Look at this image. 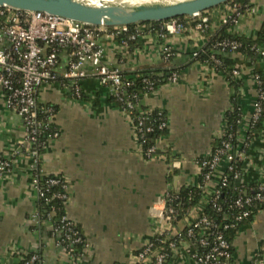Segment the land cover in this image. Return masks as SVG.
Segmentation results:
<instances>
[{
    "label": "crops",
    "instance_id": "0c3cea01",
    "mask_svg": "<svg viewBox=\"0 0 264 264\" xmlns=\"http://www.w3.org/2000/svg\"><path fill=\"white\" fill-rule=\"evenodd\" d=\"M237 9L241 16L228 25V32L256 37L264 25V0L228 2L208 10L213 19L210 36L185 20L182 31L165 37L159 30L163 22L137 24L141 35L133 44L124 45L112 30L99 37L103 64L125 74L165 66L179 69L177 82L160 85L142 100L145 107L164 111L168 123L152 157L140 147L130 116L112 99V87L98 77L90 74L82 81L79 98L60 81L39 89V103L56 107L59 131L42 151L43 175L58 174L67 185L65 213L85 238L78 264H132L161 226L155 213L162 198L198 183L197 161L213 153L214 141L228 130L227 113L236 107L242 111V180L264 184V121L258 135L248 134L264 84V57L252 60L232 53L240 72L234 75L240 82L237 89L223 71L194 58L219 32L225 16ZM165 46L174 50L169 64L164 63ZM67 54L60 53V73ZM24 137L23 118L7 107L0 89V158L10 164L0 176V264H23L33 253L40 255V264H74L56 243L53 221L37 216L39 190L31 170V145ZM226 166L222 161L216 178ZM215 188L214 182L206 186L180 227L200 216ZM233 247V264H264V206L240 227ZM168 264L198 263L180 250Z\"/></svg>",
    "mask_w": 264,
    "mask_h": 264
},
{
    "label": "built area",
    "instance_id": "2783aa9c",
    "mask_svg": "<svg viewBox=\"0 0 264 264\" xmlns=\"http://www.w3.org/2000/svg\"><path fill=\"white\" fill-rule=\"evenodd\" d=\"M240 16L241 11L237 9L231 15L225 16L223 23L237 22ZM161 22L163 23L159 30L162 37L169 33L180 32L185 28V22L178 17ZM207 27H209L207 19H203L202 22L195 25V28L200 31ZM111 28L89 25L43 11H27L10 6H0V89L4 93L7 107L23 118L25 126L24 140L31 145L29 152L31 170L34 174L33 180L39 190V197L45 196V191L39 183V176L43 175L41 166L42 151L50 140L59 136V131L54 123L56 107L52 104H41L38 101V92L43 85L60 81L79 98L82 96V81L92 74L98 77L102 83L112 87V94L119 101L124 102L121 109L131 118L130 113L136 105L134 99H137V95L127 93V88L133 82L126 77L120 68L103 64L104 48L99 41V37L103 33L112 30L115 35H127L122 40V43L127 45L129 41L137 40L140 37L141 29L135 26L133 32H130L129 26ZM216 45L223 50L229 49L234 53L241 44L238 41L225 40L218 42ZM253 48L260 56H264V47L255 45ZM64 50L68 52L67 61L64 70L60 73L57 67L60 53ZM170 51L169 46L163 48L165 59L169 58ZM194 55H197V52ZM212 58L216 64L220 63V60L215 56ZM232 72L236 76L240 74L238 69H233ZM177 80L178 74L173 73L169 83L177 82ZM144 81L146 83L145 97L156 89L151 80L145 79ZM260 83L262 84L261 80ZM123 93L128 94L127 97ZM263 101L264 91L261 90L260 101L255 106L251 124L255 123L264 113ZM146 113H150V111ZM158 115L159 128L167 127V119L163 116L162 111ZM134 126L137 140L144 154L147 157H152L156 153V145L144 148V143L145 132L153 131L154 125L149 124L144 127L143 119H140L139 123ZM52 128L53 132L47 133ZM41 135L45 138L44 140H40ZM226 135H228L227 131L224 132L222 137ZM232 149V143L225 139L222 146L215 152L201 157L197 161L203 176V183L200 186L202 189L201 197L204 195L206 186L214 182L216 188L212 195L207 198V203L212 202L218 210H222L223 206L217 202L223 187L228 183L226 172H234V177L237 180L236 189L238 190L234 204L235 207L239 208V213L235 219L244 221L252 213L251 207L256 202L264 206V184H255L252 186L251 192L245 188L246 183L242 180V173L236 170L234 164L236 160L243 159L244 150L241 149L235 154ZM222 161L227 162L225 173L216 178V171ZM9 166L7 160L0 158V176ZM55 184H62L64 192L55 193L53 197L61 198L66 202L68 199L67 185L62 176L58 174L47 175L46 191ZM174 198L169 192L162 198L161 206L155 213V217L159 220L161 226L155 237L134 255L132 264H165L180 250H184L189 258L198 264H232L231 244L224 237V234L217 230V223L212 221L203 211L199 217L192 218L184 227H180L179 223L182 219L178 218L177 208L170 204V201ZM190 211L186 217L189 216ZM37 216H39V212ZM232 226L233 223L225 225L226 228ZM53 234H60L56 242L57 245L63 246L69 259L74 264H78L83 249L75 259L74 250H67L65 245L81 243L84 248L85 238L82 232L76 229L75 223L68 218L66 213L54 228ZM196 235L199 237L198 242L200 245L210 247L209 251L190 253L191 244L188 239ZM162 237L163 239H161ZM162 241H168L170 253L161 246ZM37 262H41V257L38 253H33L24 260L23 264H35Z\"/></svg>",
    "mask_w": 264,
    "mask_h": 264
},
{
    "label": "trees",
    "instance_id": "16d2710c",
    "mask_svg": "<svg viewBox=\"0 0 264 264\" xmlns=\"http://www.w3.org/2000/svg\"><path fill=\"white\" fill-rule=\"evenodd\" d=\"M242 1L244 0H232L229 3L233 4ZM207 12L208 10L202 12L200 16H197L195 18H190L187 16H182L178 18L183 21L191 20V22L194 25H196L199 22H202L203 19H207V23L209 24V27L204 29L203 32L206 35L210 36L212 31L213 19L211 16L207 15ZM147 23L159 24L160 22H145L143 24H147ZM229 24L230 22L222 23V27L220 28L219 32L215 33L213 37H211L208 45L201 51H198L197 55H194V58L202 62L206 61L210 63L212 66L216 67L218 70L223 71L230 80V84L234 87V89H237L238 86L240 85V82L234 78V74L232 72L233 69H237L235 67L236 63L233 57L231 56L233 52L229 49L223 50L220 47H217L216 44L218 42H222L225 40L238 41L241 45L236 49L235 52L243 53L252 60H256L258 57H264V56H260L258 52H256V50L253 48V46L255 45L264 47V25L262 26L256 37H246L228 32L227 29ZM136 25L137 24L129 25L130 32H133ZM120 36L121 38L127 37V35H120ZM134 41L136 40H131L129 41V43L133 44ZM170 53L171 54L168 59H165V53H163L165 64H169L171 59L174 57L173 49H171ZM213 56H215L220 60L219 64H216L214 62L212 58ZM178 72H179L178 68H174V67L169 68L165 66V67L146 69V70L136 71L130 74H125L126 77L133 82V84L127 88V93L137 95V99H134L136 105L130 113L134 125H137L140 119H143L144 127H147V125L149 124L154 125L153 131L145 132L144 148H148L150 146L156 145V142L160 138L165 136L168 132L167 127L163 129L159 128L160 121L157 118H159L158 113L162 110L149 109L142 104L144 93L146 91L145 90L146 83L144 80L145 79L151 80L154 83V88L157 89L160 85L169 82V79L173 73L178 74ZM262 91H264V84H262ZM124 95L125 97H127L128 94H124ZM112 99L114 100V102H116V104L119 107H123L124 102L119 101L114 95L112 96ZM137 102H139V104H137ZM262 104L264 107V101L262 102ZM149 111L150 113H146ZM162 114L164 117H166L164 111H162ZM227 120H228V130H227L228 135H226L225 137L218 138L214 141L213 152H215L218 148L222 146L223 140L227 139L233 145L232 151L235 154H237L239 150L244 148V147L239 148V140H238L239 126L242 120V111L240 110V108L236 107L233 111H229L227 113ZM263 121H264V113L255 123L251 124L252 126L248 131L250 137L253 135H258L260 133V129L263 126ZM51 132H53V128L47 131V133H51ZM44 139L45 138L43 137V135H41L40 140H44ZM234 164L236 166V170L242 173V160L238 159L235 161ZM226 174L228 176V183L225 187H223L221 195L217 202L218 204H221L223 206L222 210H218L212 202H209L206 203V206L204 208V213L207 216H209L212 221L217 223L218 225L217 230L221 231L224 234V237L231 244L230 251L233 254L234 253L233 242L238 230L240 229L241 226L248 224L253 219L254 215L263 207V205L259 202H256L255 205L251 207L252 213L250 214V216H248L244 221H237L235 217L239 213V208L235 207L234 204V201L236 200L238 195L237 194L238 190L236 189L237 180L234 177V172L227 171ZM46 181H47V176L45 175L39 176L40 186L45 191V196L39 197V217L40 220L49 219L53 221L55 228L60 223L61 217L65 214V201L61 198H54L53 194L63 193L64 188L62 184H55L50 186L49 190L46 191V186H47ZM202 183H203V176L201 175L197 184L185 186L180 191L170 192V194L173 197H175L172 201H170V204L177 208L179 219L185 218L189 213V211L199 202L202 195V189L200 187ZM255 184H245V188L249 189V191L251 192L252 191L251 188ZM228 223L229 224L233 223V226L226 228L225 225ZM75 227L78 231L81 232L80 228L76 224ZM59 236L60 234L59 235L56 234L55 235L56 239H59ZM198 238H199L198 235H196L195 237L188 239V241L191 244L190 253L193 252L205 253L209 251L210 247L200 245V243L198 242ZM161 239H163V237ZM161 246L165 250L169 251L168 241L166 242L162 241ZM65 247H67V250L73 249L75 254V259H77V257L81 253V250L83 249V244L81 243L74 245L70 244L68 246L66 244ZM168 262H165V264H168ZM231 263L233 264V259L231 260ZM35 264H40V262H37Z\"/></svg>",
    "mask_w": 264,
    "mask_h": 264
},
{
    "label": "water",
    "instance_id": "95a60500",
    "mask_svg": "<svg viewBox=\"0 0 264 264\" xmlns=\"http://www.w3.org/2000/svg\"><path fill=\"white\" fill-rule=\"evenodd\" d=\"M232 0H176L139 4L85 0H0V6L43 11L89 25L116 27L145 22H161L177 17H197L202 12Z\"/></svg>",
    "mask_w": 264,
    "mask_h": 264
},
{
    "label": "bare ground",
    "instance_id": "6f19581e",
    "mask_svg": "<svg viewBox=\"0 0 264 264\" xmlns=\"http://www.w3.org/2000/svg\"><path fill=\"white\" fill-rule=\"evenodd\" d=\"M91 4L98 5L101 1L105 2H124L128 4H139V3H146V2H155V1H176V0H85Z\"/></svg>",
    "mask_w": 264,
    "mask_h": 264
},
{
    "label": "rangeland",
    "instance_id": "374dc122",
    "mask_svg": "<svg viewBox=\"0 0 264 264\" xmlns=\"http://www.w3.org/2000/svg\"><path fill=\"white\" fill-rule=\"evenodd\" d=\"M173 258H174V257H173ZM173 258H171V260H173ZM171 260H170V261H171Z\"/></svg>",
    "mask_w": 264,
    "mask_h": 264
}]
</instances>
